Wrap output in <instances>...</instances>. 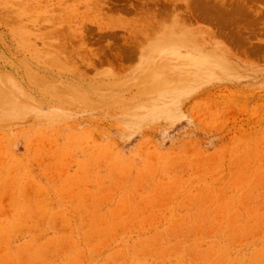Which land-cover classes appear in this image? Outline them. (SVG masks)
<instances>
[{
  "label": "rangeland",
  "instance_id": "1",
  "mask_svg": "<svg viewBox=\"0 0 264 264\" xmlns=\"http://www.w3.org/2000/svg\"><path fill=\"white\" fill-rule=\"evenodd\" d=\"M0 264H264V0H0Z\"/></svg>",
  "mask_w": 264,
  "mask_h": 264
}]
</instances>
